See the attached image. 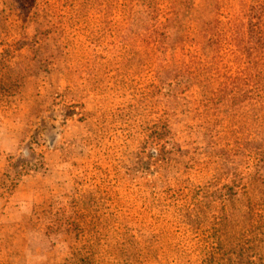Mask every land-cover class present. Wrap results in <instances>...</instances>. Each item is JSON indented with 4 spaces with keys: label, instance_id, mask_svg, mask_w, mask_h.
Returning <instances> with one entry per match:
<instances>
[{
    "label": "rangeland",
    "instance_id": "1",
    "mask_svg": "<svg viewBox=\"0 0 264 264\" xmlns=\"http://www.w3.org/2000/svg\"><path fill=\"white\" fill-rule=\"evenodd\" d=\"M143 4L0 0V264H136L122 245L121 211L156 212L151 202L177 181L215 194L229 184L223 134L188 119L163 130L166 89L151 73L161 54L105 14ZM254 4L219 0L240 17ZM159 5L172 41L188 12L205 8ZM195 161L203 167L187 175ZM246 172L264 183V164L234 175Z\"/></svg>",
    "mask_w": 264,
    "mask_h": 264
},
{
    "label": "trees",
    "instance_id": "2",
    "mask_svg": "<svg viewBox=\"0 0 264 264\" xmlns=\"http://www.w3.org/2000/svg\"><path fill=\"white\" fill-rule=\"evenodd\" d=\"M160 1L105 14L123 17L121 33L161 54L151 73L166 89L163 130L170 134L175 120L194 121L199 130L211 125L227 142L231 177L220 194L177 181V190L151 202L156 212L121 211L122 245L136 264H264V183L234 175L241 164H264V0L241 17L204 0L205 8L188 12L176 41L160 21ZM197 167L195 161L185 173ZM199 193L203 202L194 204Z\"/></svg>",
    "mask_w": 264,
    "mask_h": 264
},
{
    "label": "crops",
    "instance_id": "3",
    "mask_svg": "<svg viewBox=\"0 0 264 264\" xmlns=\"http://www.w3.org/2000/svg\"><path fill=\"white\" fill-rule=\"evenodd\" d=\"M21 187H22V185L17 186V189H16V190H17L18 192H20L21 189H22ZM35 202H36V201H35Z\"/></svg>",
    "mask_w": 264,
    "mask_h": 264
}]
</instances>
